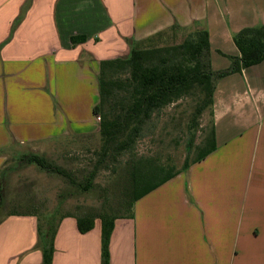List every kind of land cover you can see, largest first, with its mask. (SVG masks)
Masks as SVG:
<instances>
[{
    "label": "crops",
    "instance_id": "obj_1",
    "mask_svg": "<svg viewBox=\"0 0 264 264\" xmlns=\"http://www.w3.org/2000/svg\"><path fill=\"white\" fill-rule=\"evenodd\" d=\"M248 1L0 0V169L14 146L95 133L100 62L173 25L205 30L211 70H227L233 36L264 23ZM212 102L215 149L115 220L108 264H264V61L216 79ZM0 264H42L37 217L2 219ZM51 264H101L100 225L61 220Z\"/></svg>",
    "mask_w": 264,
    "mask_h": 264
},
{
    "label": "trees",
    "instance_id": "obj_2",
    "mask_svg": "<svg viewBox=\"0 0 264 264\" xmlns=\"http://www.w3.org/2000/svg\"><path fill=\"white\" fill-rule=\"evenodd\" d=\"M179 31L183 30L173 25L165 31L132 44L126 57L100 62L99 102L92 111L93 115L99 118V160L87 177L83 178L82 184H78V189L88 192L95 188L93 181L101 165L104 164L103 167L108 168L116 163L118 158L128 156L129 160L124 162L122 168L124 178L121 186L122 200L119 203L124 214L117 216L112 209L102 207L98 211L88 210L78 215H58L59 206L53 214L45 216L44 225L39 224L37 219L38 247L42 248V264H51L58 224L67 217L75 219L79 234L92 230L96 219L100 221L101 264H108V243L115 220L131 217L132 207L138 199L177 174L174 169L164 167L156 159L137 157L133 154L134 145L141 136L145 122L154 113L188 97L197 100L195 116L192 117L196 120L206 108L212 106L216 79L238 73L241 69L264 61V23L256 28H244L233 36L239 57L231 58L230 67L221 72L211 70L209 40L205 30L196 29L176 43L175 37ZM169 39L174 41L170 43ZM195 124L196 121L192 124L193 128ZM194 134L195 130L192 136ZM204 140L203 147L193 163L202 160L215 149L212 125ZM192 142L191 140L190 143ZM187 146L189 149L191 144ZM24 159L28 164L74 183L66 170L52 164L44 156L30 154ZM107 160L110 166L105 164ZM188 167L189 164L185 162L182 170L186 171ZM1 193L0 185V205ZM19 214L33 215L30 212H11L4 217Z\"/></svg>",
    "mask_w": 264,
    "mask_h": 264
},
{
    "label": "rangeland",
    "instance_id": "obj_3",
    "mask_svg": "<svg viewBox=\"0 0 264 264\" xmlns=\"http://www.w3.org/2000/svg\"><path fill=\"white\" fill-rule=\"evenodd\" d=\"M246 4H264V0H249ZM191 32H178L175 42L179 43L184 35ZM169 41L171 43L174 40ZM196 102L194 97L182 98L154 113L142 126L133 154L156 159L164 167L174 169L176 176L185 174L188 169L183 171V164L187 162L190 166L193 163L212 125L211 107L206 108L196 120L192 119ZM194 121L195 128L192 127ZM187 144H191L189 149ZM100 146L97 130L95 133L69 135L57 140L41 154L22 147H12L7 151L0 169V219L11 212H30L37 217L39 224L44 225L45 216L53 214L59 206L58 215H78L103 207L122 216L124 212L119 205L124 178L122 168L124 162L129 160L128 156L118 158L112 166L107 160L105 164L110 166L108 168L101 165L93 181L95 188L88 192L78 189V184H82L83 178L87 177L99 160ZM30 154L44 156L52 164L66 170L74 183L26 163L24 158ZM94 223L100 225L97 219Z\"/></svg>",
    "mask_w": 264,
    "mask_h": 264
},
{
    "label": "built area",
    "instance_id": "obj_4",
    "mask_svg": "<svg viewBox=\"0 0 264 264\" xmlns=\"http://www.w3.org/2000/svg\"><path fill=\"white\" fill-rule=\"evenodd\" d=\"M96 119H97V121H99V118L98 117Z\"/></svg>",
    "mask_w": 264,
    "mask_h": 264
}]
</instances>
